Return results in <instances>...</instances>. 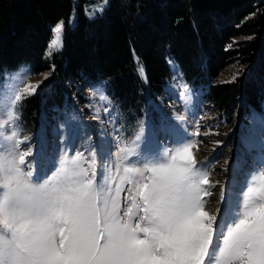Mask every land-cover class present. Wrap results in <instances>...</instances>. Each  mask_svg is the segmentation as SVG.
Listing matches in <instances>:
<instances>
[{"label":"snow or ice","instance_id":"snow-or-ice-1","mask_svg":"<svg viewBox=\"0 0 264 264\" xmlns=\"http://www.w3.org/2000/svg\"><path fill=\"white\" fill-rule=\"evenodd\" d=\"M108 2L86 14L103 13ZM64 30V20L52 28L46 57L62 50ZM137 64L148 83L139 58ZM31 74L21 69L0 85V264H264V142L260 167L244 174L226 214L205 210L214 185L208 164L195 159V140L174 137L171 149L141 150L143 126L114 159L102 151L111 166L101 165L99 178L96 152L77 151L33 179L17 110L43 83H30Z\"/></svg>","mask_w":264,"mask_h":264},{"label":"trees","instance_id":"trees-1","mask_svg":"<svg viewBox=\"0 0 264 264\" xmlns=\"http://www.w3.org/2000/svg\"><path fill=\"white\" fill-rule=\"evenodd\" d=\"M72 1L0 0V74L33 64L37 74L52 72L57 87L106 81L108 94L129 110L145 98L136 58L153 93L171 78L173 60L188 82L207 90L216 113L261 108L264 0H112L93 20L85 14L89 0H79L78 21L73 30L66 28L62 52L46 59L52 28L69 20ZM232 64L243 73L220 82ZM25 103L23 118L29 121L41 102L33 97Z\"/></svg>","mask_w":264,"mask_h":264},{"label":"rangeland","instance_id":"rangeland-1","mask_svg":"<svg viewBox=\"0 0 264 264\" xmlns=\"http://www.w3.org/2000/svg\"><path fill=\"white\" fill-rule=\"evenodd\" d=\"M72 2L71 15L74 13V19L71 23L69 20L64 21L63 41L66 28L73 30L78 21L80 1ZM100 3L101 0H89L85 10H91ZM100 14L103 13H97L91 18L86 14V17L93 20ZM54 55L45 58L51 59ZM169 66L172 75L161 93H153L149 82L145 83L141 78L145 87L144 101L140 107L129 110L108 94L106 81L97 84L68 83L57 87L50 82L52 72L37 74L33 64L0 74V85L21 69L32 73L30 83L43 81L37 93L24 99L22 106L17 109L21 113L18 121L22 128L21 136L28 138L20 147L25 151L31 150L26 161L34 169L33 179L36 174H50L54 164L65 152L71 155L77 151L85 154L96 152L99 178L100 166H111L109 159L101 158L102 151L105 154L111 153L114 159L118 147L135 140L143 126L144 134L139 145L141 150L146 145L151 148L159 146L161 150L171 149L175 146L174 137L186 136L195 140L198 146V150L193 149L195 159L198 164H208L211 169L209 181L214 185L208 189L210 194L205 197V210L212 214L217 209H220L221 214L230 211L244 182V174L252 167H260L264 142V124L261 123L264 102L260 109L249 107L246 112L240 109L232 115L216 113L207 100V90L201 85L196 87L188 82L175 61ZM243 70L238 64H232L221 74L219 81H232V77H238ZM44 74H48L47 80H44ZM184 83L189 86L187 93L183 90ZM93 91L97 95H92ZM101 95L109 96L111 103L102 100ZM33 97L39 98L41 108L34 118L27 121L23 118L25 102ZM177 116H183L184 119L178 120ZM197 129L200 135L193 136ZM209 129L212 134L204 135Z\"/></svg>","mask_w":264,"mask_h":264}]
</instances>
